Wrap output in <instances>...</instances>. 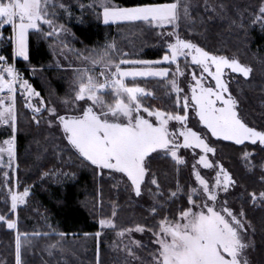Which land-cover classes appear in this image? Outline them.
I'll return each instance as SVG.
<instances>
[{
  "label": "snow or ice",
  "instance_id": "1",
  "mask_svg": "<svg viewBox=\"0 0 264 264\" xmlns=\"http://www.w3.org/2000/svg\"><path fill=\"white\" fill-rule=\"evenodd\" d=\"M100 6L105 23L144 22L149 27L160 29V35L169 36V51L164 53L162 61L126 60L123 57L127 53H114L116 45L112 43L85 56L84 59L90 65L76 68L70 111L57 114L55 107L48 111L55 114L70 146L90 165L99 170H111L109 174H123L128 182L127 186L137 196L141 195L147 176L157 189V193L153 194L154 198L157 195L162 198L159 180L155 175L149 176L152 153L159 155L162 151L176 162H183V157L178 154L181 148L201 149L202 154H197L199 163L210 168L212 163L205 154L215 153L216 150L208 143L205 130L213 137L234 141L236 144H243L245 141L264 144V130L249 126L242 118L238 109L239 102L230 91L229 81L225 77V69H230L247 78L252 68L235 57L206 50L180 36L177 29L180 20L189 16L191 5L188 0L145 2L124 7L104 0ZM57 7L64 5L58 4L57 0H0V39L3 38L4 27L10 26V39L14 42L15 54L27 60L30 30L42 31V24H47L52 29L47 32L49 37L62 30L63 26L55 27L52 19L55 15L53 10ZM259 11L260 14L252 22L264 25V7ZM166 26H171L170 32L164 31ZM171 37H174V41ZM189 57L192 64L200 68L199 74L195 70L191 72L194 83L190 84V94L182 95L185 90L180 87L175 76L169 81V91L175 93L174 105L177 110L169 111L145 104L144 99L154 93L136 83V78H168L169 68L155 66L161 62L175 63V72L183 75L179 66L180 58H184L187 63ZM126 64L133 66H122ZM205 74L214 80V84L205 82ZM129 78L131 83L128 82ZM18 84L29 96L40 95L21 77L14 64L0 55V123H11L13 131L17 120ZM27 106L36 113L41 110L31 103ZM189 110L198 118L197 123L204 126L202 130L189 126ZM172 121L176 125L171 124ZM14 142L15 135L4 141L6 149L0 147V165L7 168L13 166ZM5 151L7 161L3 156ZM193 172L198 186L190 187L186 205H181L174 212L169 209L166 214L160 215L163 204H154L150 211L154 217H159L155 224L137 223L132 227L121 228L118 234L124 236L133 230L150 231L154 243L151 264H251L247 251L251 242L246 239L248 226L243 211L237 214L227 206L226 201L217 203L219 191H227L235 183L233 176L222 164L211 183L196 170L195 165ZM3 175L7 178L9 174L4 171ZM9 192L11 208L15 210L18 204L25 202L29 188L14 192L9 187ZM178 192H184L179 184L175 191L170 192L173 202ZM251 198L254 201L257 198L264 200V191L251 193ZM112 215H116L115 211ZM5 219L0 214V221ZM99 223L101 227H116L114 219H101ZM7 225L9 228L16 227L11 219L7 220ZM99 234L97 233L98 236ZM135 243L139 245L141 242ZM20 246V236L17 235V264H20ZM126 251L135 256L132 248L126 247Z\"/></svg>",
  "mask_w": 264,
  "mask_h": 264
},
{
  "label": "trees",
  "instance_id": "2",
  "mask_svg": "<svg viewBox=\"0 0 264 264\" xmlns=\"http://www.w3.org/2000/svg\"><path fill=\"white\" fill-rule=\"evenodd\" d=\"M112 1L121 7L145 2H167ZM262 1L235 3L238 15L232 20L231 17L227 24L209 22L204 12L199 10L193 14L194 40L200 46L217 54L236 57L252 68L250 79L232 76L229 87L240 104L242 118L258 130H264V25L253 26L252 21ZM60 22L71 29L76 37L75 45L81 49L105 48L106 44L119 38L125 40V34L131 30L143 33L142 42L134 39L136 46L147 45L140 52L134 48L124 59L160 60L167 52L156 44L152 29L146 28L144 23L106 26L92 13L85 14L81 20L68 22L60 19ZM2 31L0 55L13 63L11 27L5 26ZM47 43L41 33L30 32L29 61L25 63L20 60L16 65L27 74L33 88L43 98L47 97V88L39 79L29 77L31 68L43 71L49 88L57 96L72 99L74 95L68 75L61 70L47 68L52 60ZM170 68L175 70L173 65ZM135 82L154 93L144 99L147 105L177 110L175 95L169 91L165 81L149 79ZM17 117L19 168L16 182L11 175L7 183L3 175L5 170L0 168V214L14 221L8 188L14 190L15 183L18 192L29 188L31 195L28 203L17 211V233L22 237L20 264H119L108 246L106 236L97 237L100 229L96 215L115 205L117 215L127 226L137 223L152 225L159 217H154L150 211L132 201L128 192L117 189L113 180L99 177V169L82 159L73 149L61 151L50 144L49 136L35 127L33 114L23 106L18 107ZM205 135L208 143L215 148L218 160L225 165L243 193L238 202L252 237L253 264H264V200L257 198L254 201L251 198V193L264 191V147L251 144L239 146L214 140L206 130ZM30 143L34 145L33 154L28 150ZM43 146L48 151L44 155L40 152ZM245 153H248L247 157ZM151 175L159 180L163 193L162 198L158 196L159 204H163L160 215L166 214L169 209L174 212L181 205H186L191 187L189 178L172 158L152 157L149 161ZM178 184L184 188V192H178L173 202L170 192L175 191ZM150 188L157 193L156 188ZM16 241L15 232L9 231L5 223H0V264H16ZM53 244L56 246L50 247ZM65 251L70 254H65Z\"/></svg>",
  "mask_w": 264,
  "mask_h": 264
},
{
  "label": "rangeland",
  "instance_id": "3",
  "mask_svg": "<svg viewBox=\"0 0 264 264\" xmlns=\"http://www.w3.org/2000/svg\"><path fill=\"white\" fill-rule=\"evenodd\" d=\"M246 0H188L190 3V9H189V16L183 17L180 22H179V28L177 31L179 32L180 36L185 39H190L193 42L197 43L194 38L196 37L195 30L193 29V14L195 12L202 11L204 12L205 18L209 22H219V23H228V20L231 18H235V15H238V7L236 6L235 3H243ZM51 2V0H50ZM104 2V0H57V3H63L64 7H57L53 11L55 12V15L52 17L53 23L55 27H62V30L51 37L47 35V32L51 31L52 29L47 25V24H42V31H36V30H30V32H39L41 33L44 38L47 40L48 44V49L51 54L52 60L48 64V69H57L63 71L66 75H68V81H70L71 88L73 89L75 87L73 81H74V73L76 68L81 67L83 65H90V62L85 60V56L92 55L94 52L100 51L103 48L100 49H81L78 48L75 43H76V37L72 33L71 29L66 26V24H63L60 22V19H63L65 21H74V20H81L82 17L87 14V13H92L94 16L97 17V19L100 21L102 25H118V24H133V23H144V22H112L109 21L108 23H105L103 20V13H102V7L100 6L101 3ZM106 2L110 4H115L112 0H106ZM223 5L221 8L220 5ZM118 6V5H117ZM215 6V7H213ZM264 7V0L261 2V4L258 5V13L257 15L260 14V8ZM249 11V10H248ZM234 13V15H233ZM252 25H259L263 26L261 23H252ZM144 26L146 28L152 29V33L154 34V40L158 46L163 47L166 49V51H169L167 48V42L169 40V36L167 35H160V29H154L152 27H149L144 23ZM166 32L171 31V26H166V29L164 30ZM29 32V33H30ZM142 32L138 31H131L129 30L125 34V40L119 38L116 40L115 45L116 49L113 50V52H119V53H127L130 54V51L133 50L134 48L136 51H141L144 46L147 44H141L139 46H136L134 43V39L140 40V42L143 41L142 37ZM12 36V35H11ZM171 39L174 41V37H171ZM110 44V43H109ZM109 44H106L109 45ZM112 44V43H111ZM200 45V44H199ZM13 46V63L16 69L19 71L21 74V77L23 79H26L29 84L31 82L27 78V74L20 69L17 65V61H24L25 63H28L29 58L25 60L23 57H19L15 54V46L14 42H12ZM133 47V48H132ZM128 51V52H127ZM134 51V50H133ZM132 55H134V52H132ZM28 56H29V36H28ZM233 57V56H229ZM124 58V57H123ZM236 58V57H235ZM139 60V59H136ZM151 61H162L160 60H151ZM243 63V62H242ZM245 64V63H244ZM174 66L176 68L175 63H169V62H161L158 65L159 67H166L170 69L169 77L168 78H159V77H138L136 78V81H143V80H149V79H154L157 81H165L166 86L169 88V81L170 79L175 76L177 81L180 84V87L183 88L185 91L183 94H190V84L194 83V80L191 76V72L193 70L196 71L197 74L200 72V68L191 62V58H188L187 63L185 62L184 58H180V68L183 71V75H179L175 72V70H172L170 67ZM123 67H132L133 65H122ZM139 66V65H137ZM195 67V68H194ZM30 75L29 77L32 79H39L42 81V83L46 86L47 88V97L43 98L41 94L39 96L36 95H31L29 96L26 91L21 89L19 87V84L17 85V92H16V112L18 110V107L23 106L25 109H27L31 114L34 116V125L39 129V131L45 135H48V139L50 141V144L55 146L57 149L61 151H67L70 149H73L69 142L67 141L66 137L63 135V130L62 126L59 124V121L55 119V114H52L48 111L49 108L55 107L57 109V114H64L66 112L70 111V108L72 107L71 101L72 99L69 98H61L57 96L48 86V82L45 79V76L43 75V71L40 69H30ZM97 71H99V66H97ZM253 71L250 73V76L245 78L243 77L242 74L239 73H233L231 72L230 69H225V77L229 79L232 76H237L241 77L242 79L248 80L252 77ZM129 83H131V79L129 78L128 80ZM205 82L206 83H211L214 84V80H212L211 77H208L207 74H205ZM32 85V84H31ZM33 87V86H32ZM147 89V88H146ZM230 89V87H229ZM231 91V90H230ZM38 92V91H37ZM174 93V92H172ZM74 95V92H73ZM175 95V93H174ZM150 96V95H149ZM31 103L35 105L36 107H39L41 110L39 113H36L33 108H29L27 105ZM83 103V102H80ZM145 103V101H144ZM146 104V103H145ZM238 109L240 112V104H238ZM197 119L194 115L192 110H189V126L194 127L197 130H202L204 126L202 124L197 123ZM38 121V122H37ZM49 121H52L51 123ZM173 125H176L175 121L170 122ZM178 127V125H177ZM17 133H18V117L16 120V127L15 131H13V128L11 126V123L9 124H3L0 123V147L2 148H7V145L4 143L5 140L10 139L13 135H15V159L13 160V166L11 168H7L5 165H0L1 169H4L5 171L8 172V177L5 178V181H8L10 176L13 175L15 182H16V175H17V170L19 168L18 163H17ZM210 135V132H208ZM210 137L214 140H221L224 142L232 143L235 145H244V144H251V145H256L260 147H264V144H260L259 141H257L255 144H253L251 141H245L243 144H236L234 141H228L224 140L223 138H217L213 137L210 135ZM182 140V138H181ZM32 145L28 146V150L31 154L32 153ZM37 148V146H36ZM73 151L76 152L75 149ZM34 152V151H33ZM41 154H46L48 151L45 149V146L42 147L41 149ZM78 154V152H76ZM179 155L183 157V162H176L174 158H172L170 155H166L162 151L157 155V153H152L151 157L154 156H168L172 158L182 169L183 171L187 174L189 178V182L191 187H197L198 182L195 180V175L193 172V165L196 166V170L200 171L203 176H205L206 179H208L211 182H213L216 178V173L219 171V165H223L224 169L228 171V169L225 167V165L218 160L216 156V151L215 153H206L205 155L207 156L208 160L212 163V167L210 168H205L202 164L199 163L198 160V155L197 154H202L201 149H193V148H181L179 150ZM79 155V154H78ZM5 161H7V152L5 151L3 153ZM80 156V155H79ZM81 157V156H80ZM82 159H85L81 157ZM86 160V159H85ZM90 163V162H89ZM111 170H99V177H104L105 179H111L115 182L117 189L126 191L128 192V196L134 201L136 204L143 206L145 209L150 211L151 207L154 204H158V195L156 198H154L155 192L151 190L150 187L156 188L155 185H152L150 183V180L146 176L145 182L142 185V193L140 196H137L135 192L127 186L126 180L123 178V174L116 173V172H111ZM229 172V171H228ZM230 173V172H229ZM7 183V182H6ZM149 184V187H148ZM17 184L15 183V189L12 190L14 192H18L17 190ZM9 190V188H8ZM9 193V204L11 207V193ZM31 195V191L29 190V195L25 197V202L18 204L17 208L13 210L11 208V213L14 214V222L16 223L15 228H9L7 225V218L3 221H0V223H5L7 229L9 231H14L17 239V211L20 207L26 206L28 203V199ZM219 199L217 203H221L223 201L227 202V206L231 207L234 212L239 214L241 212L240 207H239V202L238 200L243 196L242 191L240 190L238 184L235 183L231 186L228 187L227 191H219L218 193ZM115 211L116 215L113 216L112 213ZM151 212V211H150ZM98 217L97 223L99 224V229H100V234L97 237H102L106 236L108 246L111 248L112 254L114 258L118 261L119 264H151V252L154 248V243H153V237L152 233L150 231H145V232H138L133 230L130 234L126 233L124 236H120L119 230L123 227H132V226H127L124 224V220L117 215V207L112 206L109 210L108 209H103L96 215ZM114 219L116 222V227H110V226H104L101 227L99 221L101 219ZM246 223V221H245ZM247 225V223H246ZM21 239L20 237V244H21ZM246 239L249 240L250 247L247 250L248 251V257L251 261V264H253V258L251 252L252 247V237L249 234V231L246 234ZM135 241H140L141 243L137 245ZM126 247H130L133 249L135 252V256L129 255V253L126 251ZM21 248V246H20ZM69 251V250H68ZM65 254H70L67 253L66 251L64 252ZM17 254V251H16ZM98 256V254H97ZM15 263L17 264V256H16V261ZM98 264V262H97Z\"/></svg>",
  "mask_w": 264,
  "mask_h": 264
}]
</instances>
